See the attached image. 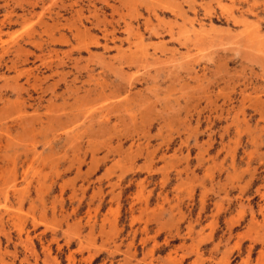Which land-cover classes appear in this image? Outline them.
Wrapping results in <instances>:
<instances>
[{
	"label": "rangeland",
	"instance_id": "obj_1",
	"mask_svg": "<svg viewBox=\"0 0 264 264\" xmlns=\"http://www.w3.org/2000/svg\"><path fill=\"white\" fill-rule=\"evenodd\" d=\"M0 264H264V0H0Z\"/></svg>",
	"mask_w": 264,
	"mask_h": 264
}]
</instances>
